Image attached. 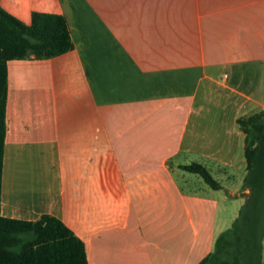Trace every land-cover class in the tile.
Segmentation results:
<instances>
[{"label": "crops", "instance_id": "obj_1", "mask_svg": "<svg viewBox=\"0 0 264 264\" xmlns=\"http://www.w3.org/2000/svg\"><path fill=\"white\" fill-rule=\"evenodd\" d=\"M0 4L65 15L75 46L5 59L1 214L61 219L89 264H202L249 194L237 121L264 111V0Z\"/></svg>", "mask_w": 264, "mask_h": 264}, {"label": "trees", "instance_id": "obj_2", "mask_svg": "<svg viewBox=\"0 0 264 264\" xmlns=\"http://www.w3.org/2000/svg\"><path fill=\"white\" fill-rule=\"evenodd\" d=\"M68 19L60 13L34 12L25 23L0 4V201L5 164L6 65L11 56L51 59L74 49ZM245 134L247 162L243 187L249 190L239 216L216 240L202 264H264V111L237 121ZM214 189L221 188L201 163L183 165ZM0 264H89L86 243L61 219L5 217L0 209Z\"/></svg>", "mask_w": 264, "mask_h": 264}, {"label": "rangeland", "instance_id": "obj_3", "mask_svg": "<svg viewBox=\"0 0 264 264\" xmlns=\"http://www.w3.org/2000/svg\"><path fill=\"white\" fill-rule=\"evenodd\" d=\"M237 175H236V182H234V181H232V183H230V186H232L233 188H235V186L237 187V182H239L240 180H241V178H242V174L243 173H241V171L240 172H238V173H236ZM186 175H188L189 177H196V178H194V179H197L198 177H199V179H201L200 178V176H196V175H193V174H191V173H187ZM178 178L180 179V180H183V176H182V174H179V176H178ZM242 188V186L240 187V189ZM234 222V221H233ZM232 226V225H231Z\"/></svg>", "mask_w": 264, "mask_h": 264}, {"label": "bare ground", "instance_id": "obj_4", "mask_svg": "<svg viewBox=\"0 0 264 264\" xmlns=\"http://www.w3.org/2000/svg\"><path fill=\"white\" fill-rule=\"evenodd\" d=\"M25 76V75H24ZM24 81V80H23ZM25 84V83H24ZM27 84V83H26ZM21 87V86H20ZM26 90V89H25ZM21 91V90H20ZM22 93V92H21ZM23 94H25V93H23Z\"/></svg>", "mask_w": 264, "mask_h": 264}]
</instances>
